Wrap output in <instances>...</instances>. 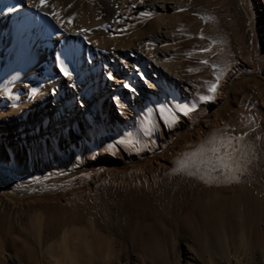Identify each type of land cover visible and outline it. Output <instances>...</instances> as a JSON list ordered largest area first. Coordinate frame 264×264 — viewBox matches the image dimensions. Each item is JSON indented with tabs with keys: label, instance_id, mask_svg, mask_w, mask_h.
Segmentation results:
<instances>
[{
	"label": "rangeland",
	"instance_id": "1",
	"mask_svg": "<svg viewBox=\"0 0 264 264\" xmlns=\"http://www.w3.org/2000/svg\"><path fill=\"white\" fill-rule=\"evenodd\" d=\"M46 8L58 18L31 16L11 95L0 90V264H42L47 244L89 215L108 224L113 245L112 261L99 264H217L221 254L264 264V200L254 205L239 187L264 196V0H48ZM177 103L194 111L175 123L156 111ZM220 133L239 137L229 168L216 159L224 149L209 150ZM31 187L24 197L1 191ZM35 215L48 221L39 254L23 232ZM137 226L153 235L146 251Z\"/></svg>",
	"mask_w": 264,
	"mask_h": 264
},
{
	"label": "bare ground",
	"instance_id": "2",
	"mask_svg": "<svg viewBox=\"0 0 264 264\" xmlns=\"http://www.w3.org/2000/svg\"><path fill=\"white\" fill-rule=\"evenodd\" d=\"M11 2L14 3L13 6H10ZM33 2L34 0H0V90L6 88V86L8 87L7 81L11 78V74L13 75L14 68L19 66L23 59V57L18 55L22 50V42L25 39L21 36V34L23 31L25 32L27 30V26L31 23V16L34 17L41 15V17H44L45 15L52 13V11L46 7L40 9L30 7V4ZM168 7H170V5H168ZM8 8H14L16 10L9 12L7 10ZM26 13L30 15L28 18ZM69 31L71 30L69 29ZM148 85L150 88H156L157 86L154 81H150ZM28 104L29 102L26 103V106ZM9 122L14 124L8 125L5 128H7V133L12 134L17 124L14 121L12 122V120H9ZM236 165L241 166L242 162H239ZM239 187L247 200L250 201L253 199L254 205L262 206L263 201H261V199L264 200V196L262 194L259 192L255 193L251 185L247 183H241ZM35 188L36 187H31L23 192L1 188V191L13 197H24L32 195ZM157 208L159 217H162L163 219L168 217L170 206L162 204L161 206H157ZM45 223L47 227L48 221L46 220V217L43 218L39 215L31 216L26 223L25 229L23 230L24 235L27 236L33 243L38 254L42 251V228L43 224L45 225ZM107 225L99 221L94 216L89 215L80 225L73 224L71 227L63 229V231L59 233L57 239H53V241L49 242L47 247L44 248L45 252H47L45 253L46 260L42 259V264H66L67 262H71V264H99L103 260L111 262L113 255V245L112 241L107 238V235L104 234V231H107ZM134 228H137L140 231H146V234L144 235L145 239H139L141 245L140 248L143 251H146L153 240V235L150 232L149 227L137 226ZM246 238L247 237L245 233H242V235H240L239 241L245 242ZM211 245H213V249L222 251L220 242L216 241L215 244L213 243ZM103 253H105V257L102 256ZM184 253V257L189 259L193 258V256H191L193 254L189 248L186 247V251H184ZM33 258V263H36L38 257L33 256ZM28 259L31 260L32 255L29 256ZM217 264L241 263L236 256L225 257L223 254H221L217 260Z\"/></svg>",
	"mask_w": 264,
	"mask_h": 264
},
{
	"label": "snow or ice",
	"instance_id": "3",
	"mask_svg": "<svg viewBox=\"0 0 264 264\" xmlns=\"http://www.w3.org/2000/svg\"><path fill=\"white\" fill-rule=\"evenodd\" d=\"M48 6V0H34L33 3L30 4V7L36 8V9H40L43 7H47ZM9 12L15 11L16 9L14 8H8L7 9ZM51 15L55 16L58 18L59 14L57 12H52L50 13ZM142 15L148 16L150 15V13H142ZM208 49H202V51H207ZM202 64H207V61H201ZM214 69L217 67L216 65L212 66ZM198 70V69H197ZM60 71L65 75H71V73L67 70L66 67H64L62 64L60 66ZM189 71H193V69H189ZM215 75V72H214ZM218 80L219 77H217V81L210 83L208 85V92L209 93H215L217 87H218ZM126 88L129 87L127 84L124 85ZM38 89L37 88H31L28 92V95L30 96H36L38 94ZM5 93L8 95H11V93L8 91L7 88H5ZM200 100L202 101H209L213 99L212 95H202L199 97ZM13 107H15V105H13ZM195 108V104H188V103H177L175 105V110H173V108L165 105V104H159L156 106V111L166 114L163 115L161 118L162 119H167L169 122L171 123H175L178 118L179 115L178 114H183V115H188L190 112L194 111ZM146 112H151L152 109H145ZM148 123H152L151 120L148 121ZM144 134L145 135H150L151 132L149 129L145 128L144 130ZM233 139L239 140V137H232L227 135L226 133H220L219 136H211L208 143L212 145V147L209 149L211 152L213 153H218L219 149H224V156H216V159L221 161V166L224 168H229V164L225 163V159H227L228 161H231L233 159V153L236 151V148L233 146L232 141ZM117 144H127V145H131L132 144V140L130 138H120L119 140L116 141ZM218 145V147H217ZM109 147H114V145H109ZM228 149H231V151H228ZM201 152L205 151V149L202 147L200 149ZM193 155H196V153H193ZM181 167H184V163L181 164Z\"/></svg>",
	"mask_w": 264,
	"mask_h": 264
}]
</instances>
